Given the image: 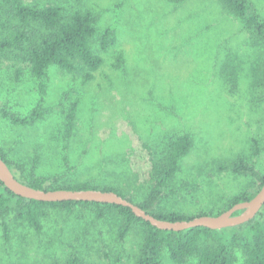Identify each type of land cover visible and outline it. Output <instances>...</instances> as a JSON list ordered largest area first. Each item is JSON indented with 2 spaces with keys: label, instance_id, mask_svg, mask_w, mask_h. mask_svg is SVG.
<instances>
[{
  "label": "rangeland",
  "instance_id": "374dc122",
  "mask_svg": "<svg viewBox=\"0 0 264 264\" xmlns=\"http://www.w3.org/2000/svg\"><path fill=\"white\" fill-rule=\"evenodd\" d=\"M248 1L264 20V0ZM23 2L89 10L98 17L97 36L111 28L115 43L106 51L93 46L102 64L90 81L50 66L45 114L34 124L15 126L0 117V148L17 176L29 181L36 159L33 173L48 179L46 187H117L139 203L153 184L151 159L161 158L175 137L189 134L192 146L153 212L214 215L237 196L256 193L260 183L250 174L219 167L242 157L264 175V42L218 0ZM23 70L17 79L10 63L0 64V107L19 116L40 97V81ZM119 227L113 213L97 219L74 206L69 212L47 208L37 233L9 211L0 215V264H64L72 254L85 264H133L142 226L135 223L123 239ZM236 257L242 264L239 251ZM161 259L176 264L165 249Z\"/></svg>",
  "mask_w": 264,
  "mask_h": 264
},
{
  "label": "trees",
  "instance_id": "16d2710c",
  "mask_svg": "<svg viewBox=\"0 0 264 264\" xmlns=\"http://www.w3.org/2000/svg\"><path fill=\"white\" fill-rule=\"evenodd\" d=\"M79 3L81 0H65ZM182 2L184 0H168ZM223 7L243 22L244 27L257 39L264 42V20L260 18L253 4L248 0H218ZM98 17L89 10L67 11L63 6L48 3L45 6H33L23 0H0V64L10 63L15 69V77L22 76L26 66L31 76L40 81L39 100L35 107L25 116H19L0 107V117L15 126H28L40 120L45 109L42 107L45 95V80L50 66H57L67 73L81 74L84 82L90 81L102 64V58L93 50V46L106 51L115 43L114 31L106 28L97 36ZM75 105L66 117V134L72 130ZM192 146L189 134H182L172 139L166 152L159 159H151L152 181L147 195L135 203L127 198L117 187H99L89 183H71L46 187L48 179L37 177L33 173L36 159L30 170V180L25 181L12 170L6 152L0 148V158L12 171L15 178L35 189L50 190H100L111 191L139 206L159 220L182 221L197 216L210 215L201 212L190 216L178 212L155 213L152 211L164 188L175 177L180 160ZM235 174L248 173L260 183H264L261 175L252 164L238 157L229 165L219 167ZM258 189V190H259ZM256 189V192L258 191ZM255 195L242 194L225 209L234 204L247 201ZM74 206L89 209L97 219L107 213L120 218L118 238L123 239L135 223L142 226L141 243L133 264H162L161 253L165 249L170 259L176 264H185L195 260V264H236V251L242 254V264H264V215L260 212L250 221L242 225L214 231L203 227L173 232L161 231L148 222L136 218L126 207L90 203V202H55L44 203L17 197L0 182V215L13 211L16 219L27 224L37 233L42 229V222L47 217V208L71 211ZM224 210V211H225ZM223 211L218 212V215ZM213 215V214H212ZM3 238L8 239L9 230L2 220ZM64 264H85L76 254L70 255Z\"/></svg>",
  "mask_w": 264,
  "mask_h": 264
},
{
  "label": "water",
  "instance_id": "95a60500",
  "mask_svg": "<svg viewBox=\"0 0 264 264\" xmlns=\"http://www.w3.org/2000/svg\"><path fill=\"white\" fill-rule=\"evenodd\" d=\"M0 182L6 189L17 197L44 202H90L117 205L129 208L136 218L148 222L151 226L161 231L180 232L191 228L203 227L214 231L232 228L252 220L264 206V183L255 195L247 200L234 204L229 209L218 215L197 216L190 220L167 221L159 220L142 210L139 206L111 191L100 190H50L32 188L13 175L6 163L0 158Z\"/></svg>",
  "mask_w": 264,
  "mask_h": 264
}]
</instances>
